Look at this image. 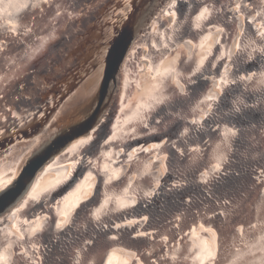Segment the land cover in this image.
I'll use <instances>...</instances> for the list:
<instances>
[{"label": "water", "instance_id": "water-1", "mask_svg": "<svg viewBox=\"0 0 264 264\" xmlns=\"http://www.w3.org/2000/svg\"><path fill=\"white\" fill-rule=\"evenodd\" d=\"M136 1L138 0H118V3L115 0H47V2L27 0L20 3L17 8H12L10 5L8 8L0 6V159L14 145L15 147L29 145L40 137L47 140L43 137L48 125L46 122L40 124L35 135L26 134L28 129L25 128L39 122L42 116L47 117V120L61 121L58 131L48 134L50 140L61 137L58 143L60 145L57 144L49 156L44 154L43 158L46 159L43 164L62 155L68 145L74 143L78 137L84 138L94 127L103 128L100 135L93 140L90 139V143L78 147L74 152V156H79L80 153L82 157L77 162L82 164L80 169L74 168L67 178L44 191L39 199L23 207L22 213H25L27 221L43 218L42 228L37 230L33 237L34 243L39 245L37 249L44 251L42 247L49 238H53L54 234L59 235L62 230L69 228L70 225L73 226L77 221H80L74 234L77 240L66 248L91 239L92 235L94 237L101 230H106L105 232L109 234L105 237L108 246L125 248L122 244L124 240L127 245L139 250L142 245L147 246L148 243L156 241L158 238L156 230H152L151 235L145 232V238H137L134 237L135 228H130L134 230L124 239L125 234L117 235L115 233L117 231H112L116 223L115 225L110 223L116 220L114 217L119 214L127 218L134 211L150 207L160 192L168 190L170 184L165 183L167 177L161 172L158 173L161 175L160 183L149 192L154 193L153 195H146L143 192L136 201H130L122 208H112L110 202V206H106L101 215H95V218L91 216L90 219L88 218L89 221H86L88 216L83 215L85 211L81 214L80 210L83 208H80L74 212L76 214L73 216H75L69 219L68 227L64 228L66 226L64 224L62 228H57V216L53 208L81 183L82 178L89 174L94 176L99 172L97 167L102 160L101 153L107 151L109 141L117 139L111 138L112 125L118 117L116 115L122 104L118 99L113 104L112 94L118 96V92H124L125 83L130 84L127 75H132V68L143 64L144 67L138 69L142 71V75L147 69L153 71L156 64L160 65L176 52L182 58L187 44L194 45L201 42L210 31L212 35L217 33L218 36L205 60L198 67L193 64L181 65L179 74L182 75L183 82L179 85H169L164 97L152 106L153 112L147 116L148 121L142 123L137 132L127 134L129 139L127 136L117 139L120 144L118 147L129 151L139 145L159 144L161 149L164 147L169 150L184 140L189 144L186 149L197 147L203 149L202 145L206 143L207 136L213 132H222L223 127L231 128L236 132L237 137L230 139L232 142L238 139L241 129L238 122L229 124L231 118L240 114L246 117V114H250V119L261 123V125L253 123L254 125L248 129L252 140L249 143L255 142V148L253 151L251 148L245 152L249 146L246 142L237 155L249 165L251 164L249 157H257L258 160L253 164L255 166L253 173H264V56L260 55L264 50V35H262L264 34V0H220L219 3L215 0H142L148 8L141 12L140 23L134 28L131 36L127 37L125 43L122 41L119 48L112 50L111 45L121 40L123 35L122 29H118L122 25L119 11L125 6L134 7ZM238 4L239 8L236 7ZM205 7L209 10L205 13V18H198ZM171 34L172 43H178L180 46L179 49H175L176 52H172V49L168 50V44L163 43L170 39ZM191 66H194V69L190 68ZM227 70L230 75L228 81L222 84L219 95L217 97L207 95L214 93V87L219 88L217 85L220 76ZM96 76L100 78L99 84L92 88L87 87L82 92L81 115L69 113L64 116L62 110L68 99L89 79ZM124 77L126 81L123 82ZM139 90L134 88L130 95L133 96ZM126 111H128L127 106L123 107L120 115L125 114ZM130 125L132 124H128L126 129ZM135 134L136 136H133ZM125 141L131 142L130 145H124L128 143H124ZM34 146L31 147L33 152L30 156L37 152ZM118 147L116 146L115 149ZM93 149L96 151H91ZM186 149L184 150L182 146L177 150L181 162L189 158ZM243 154L245 155L241 158ZM38 168L42 172V165L35 169ZM202 172L203 170L199 171L198 176L193 180L195 190H204L210 185L211 181L208 179L199 178ZM241 173L240 169L239 174ZM253 173L249 178L241 176L244 183H251L254 186L248 196H245L244 209L226 210L214 217L229 222L227 225L220 226L216 220L212 221L209 217L198 220L202 225L211 224L218 234V241L223 244L220 245L219 253L226 255V261L218 257L211 264H223L222 262L226 264L228 259L232 262L237 258L234 253L249 247L254 240L258 242L256 249L249 248L245 255L249 258L256 256V260L260 255H257L260 245H264V188L261 179L259 182L255 178L250 181L254 177ZM210 175L213 176L214 173ZM96 180L107 187L120 183V179L104 183L103 176H97ZM8 194L7 191L3 198H7ZM94 196L95 192L92 191L79 206H86ZM190 199V195L182 198L179 205L183 207L185 201ZM12 200L7 198L2 214L14 207ZM217 210L220 211L218 208ZM2 214H0V223L4 224V221L1 222V217H4ZM82 215L85 217L83 221H81ZM88 215L90 216V213ZM147 216L141 212L139 218ZM198 221H193L191 227L198 225ZM173 224L174 222L171 221L166 226L171 229ZM237 227H242V233H239ZM111 232L114 236H111ZM44 237L47 240L42 243ZM175 242H172L169 250L175 248ZM246 243L248 246H245ZM227 248L229 250L224 252L223 249ZM109 249L110 247L105 252H109ZM159 249L156 250L157 253L156 251L149 253L156 254L155 258L153 255L144 256L150 258V264L151 262L171 264L168 261H172L173 258L165 250L157 257ZM157 258L159 262L155 263L153 259ZM177 260L178 263L193 264L191 258L184 255ZM240 262L236 261V264ZM79 263L80 260L77 264ZM62 264H73V262L66 260ZM85 264H100V260L97 262L90 260Z\"/></svg>", "mask_w": 264, "mask_h": 264}, {"label": "bare ground", "instance_id": "bare-ground-1", "mask_svg": "<svg viewBox=\"0 0 264 264\" xmlns=\"http://www.w3.org/2000/svg\"><path fill=\"white\" fill-rule=\"evenodd\" d=\"M26 1L0 0V6L3 5L4 8H8V5H10L12 8H17L20 6V3ZM34 1L38 2L39 0ZM115 2L118 3V0H115ZM147 8L146 3L138 0L135 2L134 7L125 6L119 11L122 25L118 29H122L123 35L121 40L111 45L112 50L119 48L122 41L125 43L127 37L131 36L134 28L140 23L141 12ZM199 24L197 23V25ZM217 36V33L212 35V31H210L201 42L194 45L187 44V48L186 50L184 49L182 55L185 58H181L180 54L175 51L180 46H178V43H172L171 34L170 39L165 40L163 43L165 45L168 44V50L172 49V52L176 53L162 61L160 65L156 64L153 71L147 69L142 75V71H138V69L144 67L143 64L133 67L131 70L132 75H127L130 79V84L126 85L125 83L124 92H118V96L112 94L113 104L118 99L122 105L117 112L116 116L118 117L115 118L112 125L113 134L111 138L119 140L126 138V136L128 137L133 132H137L139 126L148 121L147 116L153 112L152 106L164 97L169 85H179L183 82V77L179 74L181 65L193 64L198 67L205 60V56L211 52L212 44L217 40ZM194 66L190 68L194 69ZM229 75V70L222 73L219 79L220 82L217 85L219 88L214 87V93H208L207 95L217 97L222 90V84L228 81ZM125 78L123 82L126 81ZM99 82L100 78L96 76L89 79L84 86H81L77 93L68 99L64 106L62 110L64 116L69 113L71 115H81L83 112V108L81 109L80 107L82 92L87 87L92 88L95 85L97 86ZM134 88L140 90L132 96L130 94ZM135 96L137 98H134ZM130 100L131 103L129 104ZM126 106L128 111L120 115L123 107ZM250 117V114H246V117L240 114L231 118L229 124L232 125V123L238 122L239 125H237L241 129L237 140L235 139L230 142V139L232 140L236 135L225 137L227 129L223 127L222 132H213V134L207 136L205 139L206 143L202 145L203 149L200 147L186 149L189 144L188 141L183 140L179 144H175L174 147L169 148V150L164 149V147L161 149L160 146L154 147L159 144H151L150 146H135L129 151H125L122 147H118L120 144H118L117 139L116 141H109L110 144L107 151L101 153L102 160L99 162V166L97 162L95 163L98 166L99 172L94 176L89 174L85 178H82L81 183L53 208V212L57 216V224L66 220L67 223H65L66 226L64 228L68 227L69 219L80 208H83L80 212L85 211V213L82 212L81 214L84 213L85 217L87 215L86 221H89L91 216H94L93 218H95V215L97 216L98 209V216L101 215L100 213L106 206H110V202L112 203V208H122L125 204L130 203V201H136L141 193H149L155 185L160 183L161 175L158 173L161 172L164 177H167L165 183L170 184V188L165 192H160L150 207L134 211L127 218H124L123 214H119L114 217L117 221L114 220L110 223L112 225L116 223V227L112 231H117L115 232L117 235L125 234L124 239L134 230L130 228H135L136 233L134 237L145 238V235L141 236L139 234L146 232L151 235L153 233L152 230H156L155 233L158 238L156 241L148 243L147 246L142 245L139 250H135L132 245H127L124 240H122V244L125 248L117 247L116 245L108 246L109 244L105 240V237L109 234L105 232L106 230H101L94 237L92 235L91 239L66 248L67 245H72L77 240L74 238V234L80 225V221H77L74 222L73 226L70 225L69 228L62 230L59 235L54 234L53 238H49L48 240L46 237L43 240L41 239L42 243L47 240L42 247L43 251L40 248L37 249L39 245L34 243L35 238H33L35 232L42 228L44 223L43 218L27 221L25 213H22L23 207L35 201V199H39L44 191L56 185L62 179L67 178L74 168L80 169L82 164L77 162L82 157H80V153L79 156H74V152L78 147L80 148L87 144L90 139L93 140L94 137L100 135L103 128L101 126L98 128L94 127L84 138L78 137V140L76 139L74 140L75 142L73 141L74 143L68 145L62 155L55 157V159L53 158V161L51 160L43 164L46 159L43 158L44 154L49 156L61 140V137L50 140L48 136L49 133L53 134L58 131L61 121L59 122V119H54L53 121L47 120V117L42 116L39 122H35L29 128H25L28 129L26 134L35 135L40 124L46 122L48 123V129L46 128L43 137H46L47 140H43L40 137L29 145H19L16 147L14 145L0 159V214H2L1 211L5 210V206L3 205L7 202V198H12L11 203L15 204L13 208L2 214L4 217H1V222L4 221V224L0 223V264H62L66 260L72 261L73 264H77L78 260H80L79 264H85L90 260L95 262L100 260V264H150V258L148 259L144 255H153L155 258L154 255L156 254L150 255L149 253L156 251L158 248L160 249L157 257L165 250L173 258L172 261H168L171 264H182L183 262L178 263L177 260L178 257L182 258V255L190 257L193 264H211L218 257H221L225 262L226 255L219 253L221 244L218 241L217 232L211 224L206 226L199 223V221L204 217H209L212 221L216 220L220 226L227 225L229 222L227 223V221L214 217H217L220 212L226 210L233 209V211H238L240 208L244 209L245 196H248L250 190L254 189L253 184L244 183L245 181L242 177L249 178L252 175L253 168L255 167L253 164L258 158H251L252 156H250L249 161L251 164L249 165L247 161L240 160L237 155L246 142L252 141L249 137L251 135V132L248 130L249 127L254 125L253 123L261 125L260 122L250 119ZM128 124L132 125L126 129ZM89 125L90 123L87 124V126ZM133 136H136V134ZM82 141H86V143H82ZM126 142L128 141L124 143ZM130 143L128 142L124 145H130ZM254 143H249L245 152H248L251 148V151H253L255 148ZM33 145L36 146L37 152H34L35 154L30 156V153L33 152L31 148ZM116 146L118 147L117 149H115ZM182 146H184V150L186 149L187 156L189 157L183 162L177 156V150ZM91 151L95 152L96 150L93 149ZM244 155H241V158ZM39 165H42V172L39 171L41 167L38 170L35 169ZM217 165H219V169L222 167L221 171H223H220L222 175L219 169L216 168ZM240 169L242 170L241 174H239ZM201 170L203 172L199 178L208 179L211 182L208 188H205L206 190H195L193 180ZM211 173H214V175L211 176ZM253 175L254 177L250 181H253L255 178L259 182L261 179L264 188V173H253ZM97 176H103L104 183L115 179H120V183L107 187L104 184H99L100 182L96 180ZM171 182L173 183L171 184ZM7 191L9 192V196L3 198ZM92 191L95 192V196L90 199L89 203L86 206H79L81 202L88 198ZM189 195L191 199L185 201L183 207L179 205L181 199ZM203 210L205 211L195 213ZM141 212L150 217L147 218V216L146 220L144 217L139 218ZM88 213H90V216ZM83 215L81 216V221L85 220ZM118 219L122 220L118 221ZM7 221H10V223ZM171 221L174 224L173 228L169 229L166 225L167 223L169 225ZM193 221H198V225L191 227ZM142 224L144 225L142 226ZM188 228L189 230L186 233L185 231ZM205 229H208V231H205ZM236 229L239 233H242V227H237ZM113 232H111L112 234L110 233L111 236H114ZM181 236L184 240L181 239ZM89 241L92 243L89 244ZM173 241H176L174 244L175 248H170L169 250V246L172 245ZM257 245L258 242L254 240L249 247L235 252L234 255L237 258L232 262L228 259L226 264H236V261H243L240 264H264V245H260V250L257 254L260 255L257 256V260L255 259L256 256L249 258L245 255L249 248L256 249ZM108 247H110L109 252H105ZM223 250L226 252L229 249ZM153 260L155 263L159 262L158 258ZM224 262L222 263L225 264Z\"/></svg>", "mask_w": 264, "mask_h": 264}, {"label": "snow or ice", "instance_id": "snow-or-ice-1", "mask_svg": "<svg viewBox=\"0 0 264 264\" xmlns=\"http://www.w3.org/2000/svg\"><path fill=\"white\" fill-rule=\"evenodd\" d=\"M45 2H47V0H45ZM215 2H216V3H219L220 0H215ZM21 7H26V5H21ZM236 7L239 8L240 5L238 4V5H236ZM208 11H209L208 8L205 7V8H204V11L200 13V17H198V18H205V13H207ZM262 35H264V34H262ZM260 55H261V56H264V50H262V51L260 52ZM248 78L250 79L251 77H248ZM241 79H245V78H244V77H241ZM209 99H211V97H209ZM228 135L235 136V135H236V132L233 131V129L228 128L227 131L225 132V137H227ZM82 143H86V141H82ZM158 146H159V145H156V146H154V147H158ZM216 168L219 169V165H217ZM153 194H154V193H148V194H146V195H153ZM98 214H99V209L97 210V216H98ZM145 219H147V218L145 217ZM65 223H67L66 220L63 221V222H61L60 224H57V228H62V227L64 226ZM117 227H119V226H117ZM205 231H208V229H205ZM139 235L143 236V235H145V234H144V233H140ZM88 243L91 244L92 242L89 241Z\"/></svg>", "mask_w": 264, "mask_h": 264}, {"label": "rangeland", "instance_id": "rangeland-1", "mask_svg": "<svg viewBox=\"0 0 264 264\" xmlns=\"http://www.w3.org/2000/svg\"><path fill=\"white\" fill-rule=\"evenodd\" d=\"M245 246H248V244L246 243V244H245ZM235 249H237V250H238V249H239V247H235Z\"/></svg>", "mask_w": 264, "mask_h": 264}]
</instances>
